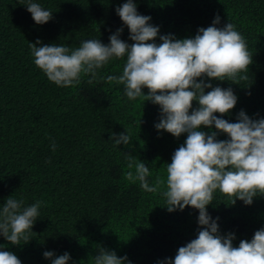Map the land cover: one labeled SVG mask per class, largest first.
Instances as JSON below:
<instances>
[{
  "label": "trees",
  "instance_id": "16d2710c",
  "mask_svg": "<svg viewBox=\"0 0 264 264\" xmlns=\"http://www.w3.org/2000/svg\"><path fill=\"white\" fill-rule=\"evenodd\" d=\"M39 2L53 11L43 25L34 23L21 0H0V203L10 194L25 203L42 201L30 240L15 246L0 237V244L22 264H49L42 257L45 250L55 255L68 251L69 264H92L98 244L115 250L117 256L127 254L133 264L174 257L178 247L195 238L198 211L185 206L169 213L158 194L130 183L124 153L139 158L153 176L164 177L166 162L185 134L179 138L163 130L158 134L154 128L158 106L140 99L127 101L122 85L104 80L89 85L84 78L75 88L57 87L30 55L29 43L37 38L70 48L89 38L107 43L110 33L121 26L114 9L124 0ZM135 2L139 13L159 25L160 34L177 38L193 36L216 14L221 17L218 26L233 23L246 39L252 63L245 81H212L214 86L231 87L238 96L232 115L224 118L234 122L240 109L250 117L264 116V0ZM127 38L125 27L121 39ZM122 66V60H114L103 74H118ZM124 128L129 143L113 147L110 133ZM51 138L57 145L54 152ZM219 200L223 201L207 206L208 211L219 217L222 233H235L234 246L264 226V197H255L251 205L239 200L229 205L223 194H218Z\"/></svg>",
  "mask_w": 264,
  "mask_h": 264
},
{
  "label": "clouds",
  "instance_id": "9594fccd",
  "mask_svg": "<svg viewBox=\"0 0 264 264\" xmlns=\"http://www.w3.org/2000/svg\"><path fill=\"white\" fill-rule=\"evenodd\" d=\"M21 5L36 25L53 17V11L39 0H21ZM114 11L122 23L110 33L107 43L89 38L70 48L37 38L29 43L32 62L57 87L75 88L84 78L89 85L100 80L122 85L127 101L140 99L158 106V122H154L158 134L160 130L174 138L185 134L166 162L164 177L153 176L139 158L124 153L129 169L125 178L130 183L158 194L169 213L183 211L185 206L198 211L195 238L178 247L174 257L156 264H264V226L251 239H241L234 246L235 233H222L219 217H212L207 207L223 201H218V194L229 205L237 200L251 205L255 197H264V116L250 117L240 109L234 122L225 119L232 115L238 96L231 87L212 82L248 79L252 54L245 37L229 21L218 26V14L193 36L177 38L172 33L160 34L150 15L138 12L135 0H124ZM125 27L127 40L121 39ZM114 60L123 61L121 71L104 75L103 70ZM221 134L226 138L218 139ZM109 139L113 147L127 145L130 134L124 128L120 133L111 132ZM49 147L56 150L54 138ZM41 205L38 199L25 203L11 194L5 197L0 203V237L15 246L28 242ZM96 247L92 264H133L127 254L117 256L115 250ZM42 257L49 264H69L71 260L68 251L55 255L45 250ZM0 264L22 261L0 244Z\"/></svg>",
  "mask_w": 264,
  "mask_h": 264
}]
</instances>
